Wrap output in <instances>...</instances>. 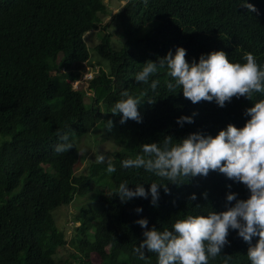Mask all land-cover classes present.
I'll return each mask as SVG.
<instances>
[{
    "label": "trees",
    "instance_id": "1",
    "mask_svg": "<svg viewBox=\"0 0 264 264\" xmlns=\"http://www.w3.org/2000/svg\"><path fill=\"white\" fill-rule=\"evenodd\" d=\"M245 2L126 1L111 20L121 46L112 44L105 25L93 48L107 70L100 68L87 89L82 83L73 89L72 82L87 71L84 35L100 28L110 14L104 0H0V135L6 138L0 144V264H93L92 253L99 264H157L156 254L146 253L141 260L134 251L144 239L136 221L147 219L149 229L172 230L175 221L188 215L226 210L229 192L237 199L248 198L246 186L215 171L171 183L144 168L122 166L124 160L144 155L143 144L162 145L166 136L178 143L192 133L214 137L229 124L244 126L250 118L246 109L264 99V93L252 100L233 97L223 108L215 101L193 104L182 89L168 90L167 82L174 81L159 60L182 47L189 64L223 51L233 63H245V53H252L264 67V0H247L255 12L243 7ZM148 61L157 62L158 71L148 84L136 81ZM153 80L159 81L155 91L150 88ZM125 90L141 99L142 122L129 119L122 124V114H111L115 103L125 99ZM182 116L192 117L193 123L181 126L177 121ZM91 130L103 145L115 149L99 153L104 163L95 158L86 174L76 175L79 144ZM58 133L68 135L73 145L68 152H55L63 143ZM108 163L115 172H107ZM121 183L133 191L138 184L146 191L151 183L163 184L168 191L158 189L155 206L150 193L146 199L122 202L114 195ZM92 193L98 195L95 210L82 208L74 216L80 225L69 243L77 253L61 261L58 252L67 241L53 213ZM193 194L195 200L190 199ZM228 241L208 264H225L228 256L227 264H251L249 245L237 231H229Z\"/></svg>",
    "mask_w": 264,
    "mask_h": 264
},
{
    "label": "clouds",
    "instance_id": "2",
    "mask_svg": "<svg viewBox=\"0 0 264 264\" xmlns=\"http://www.w3.org/2000/svg\"><path fill=\"white\" fill-rule=\"evenodd\" d=\"M242 6L250 12L257 11L247 0ZM185 57L186 50L178 47L174 56L169 51L159 60V67L166 66L168 76L174 81L167 82L168 90L175 92L176 88L182 89L183 96L193 104L215 101L223 108L233 97L252 100L254 94L264 93V67L257 63L252 53H245V63L230 62L223 51L201 55L198 62L194 60L191 64ZM157 71V62L148 61L135 79L148 84L150 76ZM85 76L86 73L80 80L72 82V86L75 82L78 86L93 79L92 76L82 81ZM158 83V80H153L150 88L155 91ZM121 95L125 99L115 103L111 114H122V124L129 119L142 122L138 111L141 99L126 90ZM245 115L250 118L241 128L229 124L214 137L192 133L178 143H173V137L166 136L162 145L143 144L144 155L122 162L124 168H144L171 183L182 177H206L210 171H215L242 183L249 191L247 199H237L236 193L229 192L226 195V210L214 211L207 216L188 215L175 221L172 230L149 229L147 219L136 221L144 229V239L134 249L139 259L144 260L146 253H154L157 264H208L210 257L219 256L229 244V231L235 230L249 245L247 257L251 264H264V99L247 108ZM185 122L193 123L192 117L182 116L177 121L181 126ZM109 125L113 126L111 120ZM58 136L63 143L55 146V152L64 153L73 148L67 134L58 133ZM96 160L104 163L105 156L100 154ZM107 172H115L113 164L108 163ZM161 186L165 192L168 191L163 184L151 183L148 191L138 184L133 191L127 183H121L114 195L126 202L134 197L146 199L150 193L151 203L155 206ZM190 199L195 200V194ZM136 212H142V208H137ZM254 237H258L255 244L252 243ZM227 259L230 256L225 264Z\"/></svg>",
    "mask_w": 264,
    "mask_h": 264
},
{
    "label": "rangeland",
    "instance_id": "3",
    "mask_svg": "<svg viewBox=\"0 0 264 264\" xmlns=\"http://www.w3.org/2000/svg\"><path fill=\"white\" fill-rule=\"evenodd\" d=\"M128 0H104L110 14L103 18L102 23L100 24V28L97 30L89 31L84 35V41L89 50V59L85 63L86 68V76L82 79H90L94 74L98 72L100 68L107 70V65L103 62V60L95 53L93 48L100 43L99 34L102 32L103 26L107 25L108 27L104 31V33H110L112 44L115 47L121 46L123 43L122 39H120L118 32L116 31L115 26L111 23L112 16L116 12L122 9L123 5ZM109 24V25H108ZM84 85V89H87L88 83L82 82ZM76 82L73 83V89L77 86ZM87 96L91 93L87 90ZM95 139V140H94ZM6 138L0 135V144L5 142ZM97 141L99 143H95ZM80 147V159L74 166V173L76 175H84L87 173V166L89 161L95 160L99 153H103L106 150L113 151L115 148L109 144H102L99 139L98 132L90 131L88 135L81 139L79 144ZM98 195L96 193L89 194L85 197L76 198L72 203L68 205H62L58 209H56L53 213V218L58 228L64 233V238L67 241V245L63 248L59 249L58 257L61 258V261L65 259H71L72 255L77 253L72 245L69 243L73 238L76 227H79L80 222H74V216H76L82 208H91V210H95L96 200ZM90 261L93 264H99V257L92 253L90 254Z\"/></svg>",
    "mask_w": 264,
    "mask_h": 264
}]
</instances>
